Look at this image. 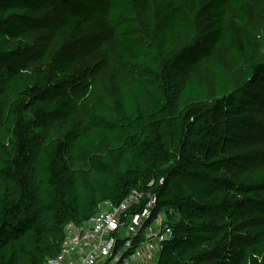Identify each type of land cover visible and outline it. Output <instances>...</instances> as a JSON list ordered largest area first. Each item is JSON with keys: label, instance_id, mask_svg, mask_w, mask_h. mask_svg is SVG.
<instances>
[{"label": "trees", "instance_id": "obj_1", "mask_svg": "<svg viewBox=\"0 0 264 264\" xmlns=\"http://www.w3.org/2000/svg\"><path fill=\"white\" fill-rule=\"evenodd\" d=\"M263 21L264 0H0V264H47L133 191L173 227L158 264H264V143L241 138L264 123Z\"/></svg>", "mask_w": 264, "mask_h": 264}, {"label": "built area", "instance_id": "obj_2", "mask_svg": "<svg viewBox=\"0 0 264 264\" xmlns=\"http://www.w3.org/2000/svg\"><path fill=\"white\" fill-rule=\"evenodd\" d=\"M156 209L155 195L136 191L98 205L84 223L65 226L61 253L47 264H158L173 227Z\"/></svg>", "mask_w": 264, "mask_h": 264}, {"label": "rangeland", "instance_id": "obj_3", "mask_svg": "<svg viewBox=\"0 0 264 264\" xmlns=\"http://www.w3.org/2000/svg\"><path fill=\"white\" fill-rule=\"evenodd\" d=\"M62 15H59L56 18V21H60L62 19ZM256 33L259 34L258 38L259 44L263 45L264 44V21L262 22L261 26L259 29L256 30ZM82 42L85 44L87 43V38H83ZM79 48V46H78ZM77 49V48H76ZM103 50H105L103 48ZM77 54L79 55V59L81 62L83 61H92L97 68L96 70V75L95 78L98 80L100 84V90H104V86L106 84L110 85L114 91L117 89V82L122 78V74L118 73L116 70L110 68V67H105L102 68V65H105L103 62H101V58L105 55L104 51H97V52H90V51H78ZM107 56V54H106ZM220 59H223L221 56ZM232 70V73L234 75L235 80H238L239 77L241 76L240 72L238 70ZM193 72L198 76L199 72L196 69L193 70ZM80 98L86 96L88 94L87 86H83L79 93ZM260 110H264V98L262 99L261 105H260ZM250 121V128L247 131L246 135L244 137L242 136L241 138L244 139V141L247 144V150L251 153H258L262 150L263 148V143H264V123L258 122L256 120H253L252 118H249ZM256 162L248 164V166H254ZM163 215V214H162Z\"/></svg>", "mask_w": 264, "mask_h": 264}]
</instances>
